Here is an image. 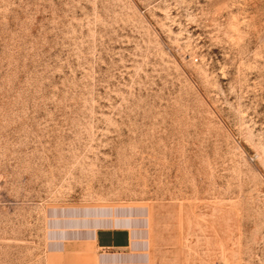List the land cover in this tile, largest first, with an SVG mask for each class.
Returning a JSON list of instances; mask_svg holds the SVG:
<instances>
[{"label": "rangeland", "instance_id": "obj_1", "mask_svg": "<svg viewBox=\"0 0 264 264\" xmlns=\"http://www.w3.org/2000/svg\"><path fill=\"white\" fill-rule=\"evenodd\" d=\"M127 215L150 264H264V0H0V264Z\"/></svg>", "mask_w": 264, "mask_h": 264}, {"label": "crops", "instance_id": "obj_2", "mask_svg": "<svg viewBox=\"0 0 264 264\" xmlns=\"http://www.w3.org/2000/svg\"><path fill=\"white\" fill-rule=\"evenodd\" d=\"M110 219L94 224L73 221L75 228L62 230L65 234L62 246L67 250L93 252L97 264H150L146 222L132 215Z\"/></svg>", "mask_w": 264, "mask_h": 264}]
</instances>
